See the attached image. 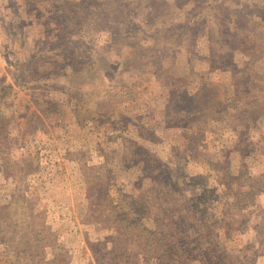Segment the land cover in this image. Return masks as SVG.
Instances as JSON below:
<instances>
[{"label": "rangeland", "instance_id": "obj_1", "mask_svg": "<svg viewBox=\"0 0 264 264\" xmlns=\"http://www.w3.org/2000/svg\"><path fill=\"white\" fill-rule=\"evenodd\" d=\"M0 264H264V0H0Z\"/></svg>", "mask_w": 264, "mask_h": 264}]
</instances>
